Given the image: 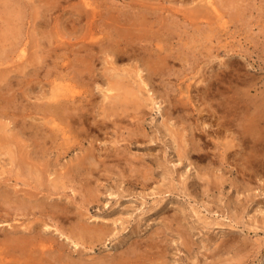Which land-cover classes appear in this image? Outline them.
Masks as SVG:
<instances>
[{
	"label": "rangeland",
	"instance_id": "374dc122",
	"mask_svg": "<svg viewBox=\"0 0 264 264\" xmlns=\"http://www.w3.org/2000/svg\"><path fill=\"white\" fill-rule=\"evenodd\" d=\"M49 1L50 0H0V38H2L3 33L6 32V27L8 28L7 30H9L12 26H14V24L10 23V19H12L10 14H12L13 16L17 15L16 19L18 22L16 21V23L19 24L17 27L20 31L19 38L21 40H25L26 42V44L23 45V47L26 48L24 56L10 57V61L5 65V67L9 66L17 69L19 65L27 62V59L32 60L33 58L39 56L38 60H36L34 64L30 63L31 65L27 67H19L16 72L14 71L12 73L14 74V78L10 76L13 79L10 86H8L9 84H7V81L4 82L0 80V92L3 94L2 96L13 97L10 100L11 104L14 105L13 108L11 105L10 110L17 111L15 112L16 114L14 117L10 115L12 113L8 116L0 115V127L3 126V129L0 128V189L4 190L9 183L10 187L13 189H15V187L20 189L22 187L29 188L32 185L37 186V184H39L38 186L41 188L46 187L43 189L45 190L43 191L44 193L50 190L53 192L52 197L55 199H53V201H56V197L58 200V204L56 205L65 206L68 204L69 211L65 214H61V216H58L56 220V217H47L41 212V210L48 208V206L45 205L47 204V200L45 201L46 203L41 200L43 205L42 202L39 203V201L38 207L36 208L37 214H33L29 213L28 209L25 207L19 208L22 204L19 199L18 201L16 200L15 195L12 194L13 196L7 199L0 196V240L4 241L7 238L6 235L9 234L19 235V233H23V231L25 233H29L30 230L28 229L29 232H27V229L24 228L27 224L32 222L29 219L33 220V218H35V221L33 220L32 223L34 224L35 222V226L37 225L39 229H41L39 231L44 233V239L48 237L47 239H50L56 244V247L50 251L51 254H47L46 257L51 258L55 256L58 258L60 255H63V263L65 264H81V262L85 260L93 261V258L94 260H97L102 257L103 254L109 258H111L112 255L115 256L122 254L126 246L132 244V240L136 238L138 241L144 239L142 243L145 247L141 244V249L137 251L135 248V253L138 252L142 254L147 260V264H264V142L255 147L252 142H247L246 140L244 141L241 134V125L247 116V112L248 114H251L255 110L256 105H264V5H262L264 4V0H243L242 2L241 0H236V3L235 1L233 2V0H230L232 5H230L229 0H218L220 1L218 2L220 7L217 6V1L213 0L214 2L216 1L215 5L217 6L218 11L214 9L210 14L202 17H199V12L193 10V6H196L199 3L198 5L201 6V10L204 9L205 11L207 8L204 4L210 5L211 3L208 2L210 0H88V2L92 4L89 6L85 4V1L87 0H52V2H54L51 3L50 1V5L53 4L52 6L47 4ZM244 1L246 4L243 3ZM222 2L224 4H221ZM234 3L235 5L237 4L236 6L239 5L236 8L237 10L233 9ZM8 5L10 6L8 7ZM80 5L89 7L90 9L96 6L98 9L99 17L97 15L96 18L98 26L94 30V41L98 40V42H104V40L107 41L111 37H116V34L114 35V29L116 30V26L120 25V23L116 21L119 18L116 19L115 16L118 17L124 10L130 11L129 16H135V14L137 16L141 13V11L146 12L149 10V20L148 18L146 19L148 28L152 30L151 36L148 39L149 43L152 42V40L157 43L158 39H160V42L169 46V50L172 48V51L175 52V57L180 55L181 58V56H184L180 60H178L179 57L175 58L169 56L170 60H167L166 68L159 76H155L156 79L154 78V83L149 76L145 75L148 71L142 65L140 59L138 60L136 57L117 59L116 55L113 53H102V59L100 58V60H97V67L99 66L98 68H100V70H103L105 65H111L110 63L107 64V57L110 58L109 60H114L119 67L131 68L130 77H133L132 80H136L137 84L141 81V75L138 74L137 68L139 66L141 68L143 67V75L146 80L150 82L149 86H151V91L147 89L143 91L145 93L142 95L146 98V104L144 106L146 112L143 113V115L140 113V110L137 111L130 109V115L124 114V116H120L123 120H119V122L128 125L131 129L135 128L137 126L136 124L144 121L143 123H145L146 127V136H142L140 142H130L128 150L126 149L127 152L125 151L127 155L125 157L123 155V160L117 159V162L121 161L118 164L115 165L116 159L114 160V158H111V161L109 160L107 165L110 164L109 166H112L111 168H115V170H110L111 168L109 167V170L112 171L111 173H109L108 170L109 174H107L104 166H102V169L98 168L96 169L97 173L95 172L100 175H96L95 173L94 175L91 174V181L93 180L91 185L94 189L98 190L99 198L98 201L95 200L92 201V203L87 202V208L84 205L85 202L83 200L87 198L85 190L81 188L82 183L79 184V179H73L75 177L73 176V172L70 168L76 161L77 156L82 154L85 149L73 150L72 153L62 155V159L59 158V160L57 157L58 145L59 142L63 141V138L59 137L57 142L49 139L47 144L42 147L45 149L47 154H39L37 152L39 147L35 145L37 138L35 136L32 137L29 134L25 135L23 131L20 130V126H18L17 123L21 122V119L24 120L25 118L28 119L27 124L32 122L30 121V117L24 116L23 113L31 112V114H36L33 112L35 109L34 103L41 101L38 97L43 95V93L50 91L51 89L55 90L59 87L64 88L67 85H72V80L68 75L70 68L64 67L62 64H71L74 60V55H71L73 53H70V55L65 54L66 52H70V50L63 47L64 45L60 41L75 42L78 41L79 38H82V35L88 32V26L85 24L87 21L86 18L75 23L76 15H73V10L77 7L83 8ZM135 5L138 6L135 7ZM19 8L24 11H21L23 14L20 13V10L18 11ZM239 8L240 12H237L239 11ZM64 9H66V11ZM100 9L102 12L110 11L113 14L111 16L110 12H104L105 15L103 16ZM133 9L135 14L133 13ZM151 9H154L152 13ZM157 9L158 15L157 13H154ZM17 13H20L23 17H20ZM132 13L133 15H131ZM159 13L166 15H164L165 17L163 19H160ZM37 15L38 18H36ZM136 16L135 18L137 20L138 16ZM171 16H173V18ZM105 17L108 20H106ZM176 17H179L180 19ZM135 18L132 17V22H130V20L128 21L130 24H127L128 22H125V24L123 23L125 27L122 28L129 29L128 26L133 25L130 28L135 29L134 25H137ZM171 19L177 21L171 23L174 21ZM110 22L115 23V26L113 25L114 28L109 26ZM133 22L135 24H131ZM81 24H83V27ZM162 25H164V27L166 26V28ZM84 27H86V30H84ZM167 28L171 29V31ZM160 29H162V31ZM166 29L170 35L164 33ZM111 30L113 32H111ZM115 32H117V30ZM3 44H5V42ZM57 44H61L58 54L56 51L52 50V48L56 47ZM166 54H170V51ZM191 54L197 58H192ZM184 59L186 61H184ZM189 63L190 65L188 66ZM190 66L194 67L191 69ZM0 68H4L3 65H1ZM22 68L24 71L20 73ZM23 74H26L27 76L24 78ZM192 75L195 77L193 79V84L195 86L194 88H196V92L199 89L200 93L204 95V97L200 99V102L203 101L202 107L205 106L203 108H208L207 110H211V112H206L205 110L199 115L198 113L194 115L190 106H187V108L186 105H180L179 108H174L171 96L176 94L180 97L179 89L183 85L185 87L187 82L191 81L188 77ZM10 77L7 76V80L10 81V79H8ZM136 77H140L139 80H137L138 78L136 79ZM202 78L203 80H201ZM167 81H171V83ZM105 82V79L102 77L94 83L97 86L96 88L99 100L105 96L104 89H107V83ZM166 82L169 83L170 86H168L169 84L167 85ZM92 86L95 85L92 84ZM8 88H10V90ZM27 88L28 93L23 92ZM86 88H89V86L86 85ZM14 92L19 93V95L13 96ZM153 92L154 95H152ZM207 93L210 94L208 95ZM167 94L169 96H167ZM131 95L132 97L136 96L135 94ZM136 98L137 97H135V99ZM129 99L134 101V98ZM231 99L234 102L233 104L236 105L235 107L239 108L240 106V113H237L238 117L241 115L239 118L237 116L229 115V111L227 109H230L232 106L230 104ZM130 100L128 101L127 98L128 102H130ZM31 103L33 105H31ZM26 107L28 110H26ZM211 107L214 110L210 109ZM220 108L222 110H219ZM224 108L225 110H223ZM242 110L246 115L242 112ZM207 113H209V115ZM140 115L143 116L142 119L140 118ZM217 115H223L222 119L226 122L233 117V124L235 125L229 123V126L227 123L226 127L222 129L218 128V125L214 122V116ZM36 116L42 115L36 114ZM236 117L237 119L235 120L234 118ZM90 118L91 119L88 120L89 124L86 125L88 123L87 122L83 125V127H87L86 129L84 128L85 131L83 134L93 128V115ZM200 119L203 121H200ZM9 120L11 121L8 122ZM5 122L9 123L8 129ZM164 122H168V126L164 125ZM204 122H206L207 125ZM35 123L38 125L39 121H35ZM206 127H208V129ZM9 129L11 131H9ZM84 129L82 128V130ZM115 130L116 126H113L109 129V133L99 135L97 144L101 146L104 144L105 146L107 142L116 135L115 132H117V130ZM261 131L263 132H261V136L264 138V118L261 120ZM3 133H5V135ZM238 134L241 136L239 137ZM20 135H22V138ZM4 136L7 139H4ZM231 137L233 140L235 139L234 143L231 142ZM206 138H210V142H206ZM20 139L23 141L19 143ZM228 141L231 142V145L228 146L229 149L226 145ZM123 142L125 141L119 142V145H122V147L125 146V143ZM4 143H6L7 146ZM22 144L26 147L28 154L31 153V163L34 162L33 165L36 163L41 169L44 168L45 170H49L50 173H48L46 178L41 177V179L43 178L44 180L40 179V181L39 179H35L36 177L34 174L31 175L33 177L26 174V169H24L23 164L16 160L20 157V155L18 156L20 153L17 151H22ZM31 145L33 147H31ZM90 145V140H87L85 142V146L88 147ZM180 145L182 151L187 152H185L186 154L184 157H180L179 155ZM27 146H30V149L27 148ZM11 150L13 151V154L10 153ZM255 153H257V156H255L256 159L253 160L251 154ZM141 154L145 157L143 156V158ZM129 156L130 159H127ZM32 157L34 159L36 157L37 158L34 160ZM14 158L16 159L14 160ZM143 159H146V161ZM17 161L18 163L20 162V165L17 164ZM132 161L136 163L135 165H138L137 168ZM139 162L146 163L141 165ZM35 165L34 167L36 168L37 166ZM64 165H66L67 168L66 166L64 168ZM144 165L146 167L149 165V168H145ZM139 167L140 169L137 170ZM140 170L143 172H138ZM145 170L150 173L149 176H152L149 178V182L147 181V184L145 185L137 183L131 184L130 180L126 179L128 177L133 178V176L129 175L131 173H133L131 175H135L134 173L136 172H138V174H143ZM65 172L66 175L64 174ZM101 172L103 174H101ZM125 173L128 174V176ZM23 175L25 176L22 177ZM17 176L21 177L17 178ZM97 176L99 177L97 178ZM27 181L32 185L28 184ZM75 187H78V189ZM25 188L23 190H25ZM22 192L23 191H21L18 195H22ZM105 192H108L107 195ZM104 193L106 195H104L105 197L102 196ZM79 195L82 197L80 198ZM40 196L42 197L43 193H41ZM126 197L130 199L129 204H131V212L129 213V216L128 214L122 215L121 213V215H119L121 217L120 218L117 216L118 213L116 215V210L117 207H120L121 209L123 208V206L121 207L119 205ZM9 199L11 200V204L8 203ZM77 199L80 201H77ZM14 200L16 201L15 203H13ZM117 200H120V202L118 203ZM4 201H6L10 206V210L9 206H7ZM49 201H51V199H49ZM14 204L15 206L17 204L18 206L14 207ZM17 207L20 210L17 209ZM140 207L142 208L140 209ZM14 208H16V210ZM24 208L27 210V213ZM132 210L136 212L133 213ZM161 211H163L164 214ZM81 212L84 215H82ZM68 213L71 214V216ZM236 213L239 214L240 218L239 216H235ZM74 214L76 216L78 215L75 218H79L75 220ZM101 215L103 217L113 215V217L116 216L119 218L116 222H114V224L112 223V230H110L107 234H102L103 238L100 235V239H96L92 244L91 242L78 241L72 234L70 227L72 229L76 223L78 224L79 221L84 220H87L86 222H88V224L94 223L96 220L101 218ZM138 215L142 221H140ZM97 217L100 218L98 219ZM39 218H41L42 221ZM47 219L50 224L54 222L53 225H50L53 228H48L44 225V220L47 221ZM65 219L66 221H64ZM100 220H102V218ZM27 221L28 223H26ZM12 222L14 224L16 222V225ZM6 223H11L13 225H7ZM56 223H59L58 226ZM177 225L179 226L177 227ZM5 226L7 227L5 228ZM43 227L45 229H42ZM140 228L142 230H140ZM67 233H70V235H67ZM149 233L152 234V236ZM137 234L139 236H137ZM38 235L44 237L43 234ZM72 236L73 238H70ZM147 241H154L157 242V244L150 247L147 246ZM223 242H226L224 243L225 245ZM58 244L62 246L63 250L59 251ZM77 250H79V253ZM21 258L20 256L11 258L7 263L26 264L24 258Z\"/></svg>",
	"mask_w": 264,
	"mask_h": 264
},
{
	"label": "bare ground",
	"instance_id": "6f19581e",
	"mask_svg": "<svg viewBox=\"0 0 264 264\" xmlns=\"http://www.w3.org/2000/svg\"><path fill=\"white\" fill-rule=\"evenodd\" d=\"M51 3H54L52 2V0H50ZM50 1L47 3L50 5ZM57 1V0H56ZM55 1V2H56ZM61 1V0H59ZM64 1V0H63ZM192 1H195V0H192ZM217 1V2H216ZM216 4L217 6H219L218 0H216ZM224 1V0H223ZM235 1L236 3V0H233V2ZM239 1V0H238ZM243 0H241L242 2ZM253 1V0H252ZM210 2L211 4H204V3H201V4H204L205 7L207 8V10L204 11L201 10V6L197 5L196 6H193V10L197 11L200 13L199 17H202V16H206L208 14L211 13V11H213L214 9L218 11V8L217 6L215 5V2L213 0H210L208 1ZM249 2V1H248ZM229 3L230 5L231 2L229 0ZM234 3V10H237L236 8L239 6H236ZM240 3V2H239ZM238 3V4H239ZM244 4L245 1L243 2ZM242 3V4H243ZM76 4V3H75ZM81 4V3H80ZM83 4V3H82ZM85 4L86 5H92L90 2L85 1ZM188 4V3H187ZM221 4H224L223 2ZM241 4V5H242ZM251 4V3H250ZM261 4H262V1H261ZM53 5V4H52ZM50 5V6H52ZM73 5V4H72ZM110 5V4H109ZM124 5V4H123ZM132 5V4H131ZM140 5V4H139ZM195 5V4H194ZM212 5H215V6H212ZM240 5V6H241ZM264 5V4H262ZM10 5H8L9 7ZM14 6V5H13ZM48 6V5H46ZM82 6L83 8H80V7H77L73 10V15H76L75 17V23L78 22V21H81L83 19H87V23L85 22V24L88 26V32L85 33L84 35H82L83 37L82 38H79L78 41H75V42H69V41H60L65 47L66 49H69L70 52H66L65 54H68L70 55V53H73L71 55H74V60L72 61L71 64H65L63 63L62 65L64 67H68L70 68V71H69V78L72 80V85H67L66 87L64 88H56L55 90H50V91H47L45 93H43V95L39 96L38 99H40L41 101L38 102V103H34L35 104V109L33 112H35L36 114H41L42 116H36V114H31L30 113H23L24 116L26 117H30V121H32L31 123L27 124L28 123V119L25 118L24 120L21 119V122H17L18 123V126H20V130L23 131V133L26 135V134H29L30 136H35L37 139H36V142H35V145L38 146L39 150L37 151L39 154H47V152H45V149H43L42 147L47 144V142L49 141V139H52L54 142H57L59 140V137H62L63 138V141L59 142V145H58V159L61 158L62 155H65V154H68V153H72L73 150H76V149H85V151L78 155L77 158H76V161L74 162V164L70 167L72 172H73V176L76 180L79 179L80 182L79 184L82 183L81 185V188L83 190H85V193H86V196L87 198L83 199L84 200V205L86 206V203H92V201H98V198H99V193H98V190L97 189H94L93 186L91 185L92 181H91V174L94 175V173L96 172V169L100 168L102 169L101 167L104 166V169L107 171V174L111 173L112 171L110 170H115V168H111L109 165H107V163L109 162V160L111 158H114V160L116 159V162H117V159L118 160H121L123 155L124 157L127 155L125 153L126 149L128 150V147L130 145V142H134V141H137V142H140L141 141V137L143 136H146L145 135V131H146V127H145V123L143 122H140L139 124H136L137 126L135 128H130L128 125H125L123 124L122 122H119V120L121 119L120 116H124V114H127V115H130V109H134V110H140V113H145L146 109H144V106H145V96H143L142 94H144L145 92V89L147 90H150L151 91V86L150 85V82L146 80V78L144 77V73H143V67L141 68L140 66L137 68V71H138V74L141 75V81L140 83H136V80L133 81L132 78L133 77H130V71H131V68H127V67H119L114 60H109L110 58H108V63H110L111 65H105V68L103 70H100V68L97 67V60H100L101 58V54L102 53H107V54H115L116 55V58L117 59H125L127 57H136L138 58V60L140 59V61L142 62V65L147 69L148 73L145 74L147 76H149V78L153 81L154 83V78L156 75H160L163 70L166 68L167 66V60H170L169 56L170 57H175V52L172 51V48L171 50H169V46L168 45H165L163 44L162 42H160V39H158V42L156 43L154 40H152V42L149 43V38L151 36V31L149 28H148V24H147V18L150 14V12L148 11H141L140 14H138L136 16V14L134 13V9H133V13L135 14V16L139 19L136 20L135 16L133 15V13L131 15L133 16H129L130 14V11H126L124 10L118 17L115 16V18H119L117 19L116 21L120 23V25H117L116 26V30L117 32H115L116 30L114 29V35L116 34V37L115 38H110L109 40H104L103 41H94V38H95V35H94V30L97 28L98 26V21H97V15H98V9L95 7L93 8H89V7H85L83 5H80ZM138 6V5H137ZM135 5V7H137ZM243 6V5H242ZM246 6V5H244ZM73 7H76V6H73ZM85 7V8H84ZM120 7V6H119ZM130 7V6H129ZM142 8H144L143 6H141ZM140 7V8H141ZM204 7V8H205ZM220 7V6H219ZM249 7V6H247ZM133 8V7H132ZM131 8V10H132ZM148 8V7H147ZM246 8V7H245ZM11 9V8H10ZM13 9V7H12ZM109 9V8H108ZM112 9V8H111ZM128 9V8H126ZM150 9V7H149ZM242 9V8H241ZM248 9V8H247ZM20 10V8L18 9V11ZM51 10V9H50ZM66 11V9H64ZM101 10V9H100ZM140 10V9H139ZM152 10V9H151ZM150 10V11H151ZM154 10V9H153ZM153 10L151 11V13L153 12ZM163 10V9H162ZM10 11V10H9ZM20 10V13L24 12ZM14 12V11H13ZM70 12V11H69ZM68 12V13H69ZM100 12V11H99ZM105 12V11H104ZM104 12H102L101 10V13H103L102 15L104 16ZM108 12V11H106ZM105 12V13H106ZM110 12V11H109ZM108 12V13H109ZM119 12V11H118ZM117 12V13H118ZM168 12V11H166ZM237 12H240V8H239V11ZM12 13V12H10ZM20 13H17L19 14V16L21 17L22 15H20ZM34 13V12H32ZM154 13H157L158 15V9L154 12ZM213 13V12H212ZM216 13V12H215ZM9 14V13H8ZM15 14V13H14ZM23 14V13H22ZM35 14V13H34ZM111 16L113 13H111ZM193 14V13H191ZM198 14V13H197ZM12 17V19H10V23L11 24H14V26L11 27V29L7 30L8 28L6 27V32L3 33V36L2 38H0V67L1 65H3L4 68H0V80L1 81H4L6 82L7 81V84H9L8 86L11 85V81L13 80L10 76H14V74H12L14 71L16 72L19 67H24V66H29L31 65L30 63L34 64V62L36 60H38L39 56L33 58L32 60H28L27 59V62H25L24 64L22 65H19L17 67V69H14L12 67H5V65L10 61V57L13 58L12 56H18V57H23L24 56V52L26 51V48L23 47L24 44H26L25 40H21L19 38V29H17V27L19 26V24L16 23L17 19H16V16H13L12 14H10ZM28 15V14H27ZM36 15V14H35ZM41 15V14H40ZM39 15V16H40ZM52 15V14H51ZM72 15V14H71ZM116 15V14H115ZM153 15V14H151ZM166 15V14H164ZM163 14L159 13V18L160 19H163L165 16ZM140 16V17H139ZM176 16V15H175ZM23 17V16H22ZM27 17V16H26ZM30 17V15H29ZM69 17V15H68ZM99 17V15H98ZM102 17V16H101ZM132 17L135 18V20L137 21L136 24L137 25H134L135 26V29H132L130 28L131 26L133 25H129V29L127 28H122V27H125V22L127 23L129 20L130 22H132ZM173 18V16H171ZM188 17V16H187ZM36 18H38V15L36 16ZM44 18V17H43ZM42 18V20H43ZM155 18V17H154ZM158 18V17H157ZM156 18V20H157ZM158 18V19H159ZM176 18H179V17H176ZM220 18V17H219ZM23 19V18H21ZM25 19V18H24ZM46 19V17H45ZM44 19V20H45ZM106 19V17H105ZM168 19V18H167ZM165 19V20H167ZM180 19V18H179ZM36 20V19H35ZM47 20V19H46ZM70 20V19H69ZM108 20V19H106ZM105 20V21H106ZM114 20V19H113ZM149 20V18H148ZM171 20H174V19H171ZM41 21V20H39ZM115 21V20H114ZM161 21V20H159ZM177 20H174L173 22L171 23H174L176 22ZM18 22V21H17ZM71 22V20H70ZM149 22V21H148ZM158 22V21H157ZM16 23V24H15ZM40 23V22H39ZM109 23V22H107ZM124 23V24H123ZM162 23V22H161ZM164 23V21H163ZM44 24V22H43ZM65 24V23H64ZM127 24H130L129 22ZM131 24H135L134 22L131 23ZM150 24H151V20H150ZM165 24V23H164ZM34 25V24H33ZM38 25V24H37ZM108 25V24H107ZM115 26V23H111L110 22V25L111 27L114 28ZM175 25V24H174ZM44 26V25H43ZM81 26L83 27V24H81ZM164 27V25H162ZM172 26V25H171ZM170 26V27H171ZM75 27V25H74ZM127 27V26H126ZM161 27V25H160ZM86 30V27H84ZM153 28V26H152ZM166 28V26L164 27ZM110 29V28H108ZM154 29V28H153ZM168 30L171 31V29L167 28ZM165 30L164 33H167L168 35L169 32L168 30ZM162 31V29H160ZM109 31V30H108ZM107 31V33H108ZM74 32V31H73ZM77 32V31H75ZM111 32H113L111 30ZM161 33V32H160ZM111 34V33H110ZM154 34V33H153ZM11 35V36H10ZM108 35V34H106ZM105 35V36H106ZM22 36V35H21ZM112 36V35H110ZM166 36V35H165ZM64 37V36H63ZM93 37V38H92ZM16 38V39H15ZM171 38V37H170ZM99 39V38H98ZM107 39V37H106ZM96 40V39H95ZM170 40V39H169ZM35 41V40H34ZM163 41V40H162ZM5 42V44H3ZM166 42V41H165ZM36 43V42H35ZM38 43V41H37ZM182 43V42H181ZM183 44V43H182ZM39 45V44H37ZM61 44H57L56 47H53L52 50L56 51L57 54L59 53L58 51L60 50ZM171 45V44H170ZM176 46V45H175ZM179 46V45H177ZM172 47V46H171ZM182 48V47H181ZM179 50V49H178ZM165 51V52H164ZM168 51H170V54H166ZM183 51V49H182ZM185 51V50H184ZM51 52V51H50ZM49 53V52H48ZM112 54V55H113ZM184 54V52H183ZM187 55V54H185ZM192 55V54H191ZM105 56V55H104ZM110 56V55H109ZM56 57V56H55ZM180 60L182 57L184 56H181L180 58V55L178 56ZM178 57H175V58H178ZM189 57V56H187ZM194 56L192 55V58ZM57 58V57H56ZM67 58V57H65ZM104 58V57H103ZM114 58V57H113ZM135 58V59H136ZM169 58V59H168ZM194 58H197V57H194ZM102 59V58H101ZM105 59V58H104ZM190 60V59H189ZM193 60V59H191ZM200 60V59H199ZM184 61H186L184 59ZM188 61V60H187ZM196 61V60H195ZM136 62V61H135ZM183 62V60H182ZM207 62V61H206ZM137 63V62H136ZM188 63V62H186ZM191 63V62H190ZM190 63L188 64V66L190 65ZM197 63V62H195ZM203 63V62H202ZM60 64V62H59ZM139 64V63H138ZM170 64V63H169ZM58 65V64H57ZM34 66V65H33ZM137 66V65H136ZM183 66V65H182ZM198 66V65H197ZM201 66V64H200ZM170 67V66H169ZM168 67V68H169ZM191 67V66H190ZM189 67V68H190ZM194 67V66H192ZM191 67V69H192ZM185 68V67H184ZM197 68V67H196ZM202 68V66H201ZM63 69V68H62ZM171 69V68H170ZM174 69V68H173ZM188 69V68H187ZM200 69V67H199ZM204 69V68H203ZM38 70V69H37ZM35 70V71H37ZM194 70V69H193ZM23 68L20 70V73H22ZM31 71V70H30ZM186 71V70H185ZM34 72V71H33ZM32 72V73H33ZM207 72V71H206ZM133 73V72H132ZM131 73V74H132ZM136 73V71H135ZM27 74V72H26ZM24 75V78L27 76V75ZM29 74V73H28ZM179 74V73H178ZM133 75V74H132ZM131 75V76H132ZM7 76H9L10 78V81L7 80ZM67 76V75H66ZM104 78L105 79V83L106 84V90L104 89L105 91V96L99 100V97H98V91H97V86L96 84H94L98 79L100 78ZM135 77V76H134ZM161 77V76H160ZM190 77V78H189ZM188 79H190L191 81L187 82L186 86L184 87L181 86V88L179 89L180 91V97H178L176 94L171 96V100H173L172 104L174 106V108H179L180 105H186L187 106H190L193 114L195 115L196 113H198V115L200 113H203L205 110L206 112L208 111L206 108H203L205 106L202 107V102H200V99L202 97H204L203 94L200 93L199 89L198 91L196 92V88H194V84H193V79L195 78L193 75L192 76H189ZM14 78V77H13ZM138 78V79H137ZM140 77H136L137 80H139ZM164 78V77H162ZM204 78V77H203ZM203 78L201 80H203ZM156 79V78H155ZM149 80V79H148ZM158 80V79H157ZM166 80V79H165ZM169 80V79H168ZM165 82V81H164ZM169 82V81H167ZM166 82V83H167ZM175 82V81H174ZM156 83V82H155ZM165 83V84H166ZM171 83V81L169 82ZM167 83V85L169 84ZM185 83V82H184ZM95 85V86H92ZM175 84V83H174ZM179 84V83H178ZM177 84V85H178ZM86 85L89 86V88H86ZM155 85V84H154ZM161 85V84H160ZM181 85V83H180ZM179 85V86H180ZM13 86V84H12ZM170 86V84L168 85ZM3 87V86H2ZM14 87V86H13ZM12 87V88H13ZM162 87V86H161ZM92 88V89H90ZM175 88V87H173ZM10 90V88H8ZM101 89V88H100ZM99 89V90H100ZM164 89V88H163ZM159 90V88H158ZM204 90V89H203ZM209 90V89H208ZM207 90V91H208ZM23 92H27L28 93V88L23 91ZM143 92V93H142ZM174 92V91H172ZM176 92V91H175ZM206 92V91H205ZM209 92V91H208ZM100 93V92H99ZM148 93V92H147ZM165 93V92H164ZM131 94H135L137 97L135 99V97H132ZM208 94V93H207ZM210 94V93H209ZM208 94V95H209ZM3 94L0 92V115H4V116H8L10 113L11 116L14 117V115L16 114L15 112L17 111H14V110H10V107H11V98L13 97H6V96H2ZM19 95V93L17 92H14L13 93V96H17ZM131 97H130V96ZM146 95V94H145ZM150 95H151V92H150ZM152 95H154V92L152 93ZM134 96V95H133ZM167 96H169L167 94ZM182 96V97H181ZM252 97H253V94H252ZM127 98H128V101L130 100L129 98H134V101L133 100H130V102L127 101ZM210 98V97H208ZM225 98V97H224ZM229 98V97H228ZM126 99V100H125ZM207 99V98H205ZM211 99V98H210ZM226 99V98H225ZM105 100V101H104ZM208 100V99H207ZM224 100V99H223ZM222 100V101H223ZM262 100V99H261ZM13 101V100H12ZM132 101V102H131ZM158 101V100H157ZM209 101V100H208ZM264 101V100H263ZM221 102V101H220ZM5 103V104H4ZM132 103V104H131ZM227 103V102H226ZM233 100L231 99V102L230 104L232 105L230 107V109H227L229 111V115L230 116H237L238 114L237 113H240L239 111V108L238 107H235L236 105L233 104ZM256 103V102H255ZM251 104V103H250ZM14 105V104H13ZM13 105H12V108H13ZM31 105H33L31 103ZM220 105V104H219ZM229 105V104H228ZM161 106V105H160ZM224 106V105H223ZM244 106V105H243ZM248 106V105H247ZM29 107V106H27ZM26 107V110H28V108ZM185 107V109H186ZM210 107V105H209ZM217 107V106H216ZM32 108V107H31ZM171 108V107H169ZM173 108V109H174ZM188 108V107H187ZM215 108V107H214ZM223 108V107H221ZM219 109V110H222V109ZM242 108V107H241ZM210 109H213L212 107ZM216 109V108H215ZM245 109V108H243ZM180 110V109H179ZM183 110V109H182ZM214 110V109H213ZM225 110V108L223 109ZM21 111V110H20ZM188 111V110H187ZM218 111V110H216ZM250 111V110H249ZM32 112V113H33ZM208 112H211L208 111ZM215 112V111H213ZM242 112L244 113V111L242 110ZM22 113V112H21ZM20 113V115H21ZM191 113V112H190ZM216 113V112H215ZM222 113V112H221ZM251 113V112H250ZM186 114V112H185ZM209 115V113H207ZM220 114V112H219ZM223 114V113H222ZM228 114V113H227ZM226 114V115H227ZM245 114V113H244ZM243 114V115H244ZM93 115V122H94V125H93V128L91 130H87L85 134H83V132L85 131V129L87 127H83L84 124H86L88 122L89 119H91L90 117ZM140 115L141 119L143 118V116ZM208 115H207V118H208ZM246 115V114H245ZM22 116V115H21ZM145 116V114H144ZM186 116V115H185ZM206 116V115H205ZM222 116L223 115H220V116H214L215 117V124L218 125V128L222 129L224 127H226V124L229 125L230 124H233V117L230 118V120H228L227 122L226 121H223L222 119ZM225 116V115H224ZM126 117V115H125ZM200 117V116H199ZM198 117V118H199ZM211 117V115H210ZM238 117V116H237ZM234 118L235 120L237 119ZM241 117V115L239 116ZM238 117V118H239ZM228 118V117H227ZM264 118V105L261 104V105H256L255 106V110L251 113V114H248L247 112V116L246 118L244 119V122L242 123V127H241V134H242V139H244V141L246 140L247 142H252L255 147L259 146V144L261 145L264 141V138L261 136V120ZM7 119V118H6ZM5 119V120H6ZM232 119V120H231ZM16 120V118H15ZM123 120V119H121ZM11 120H9L8 122H10ZM20 121V119H19ZM35 121H39L38 125H36L37 123H35ZM200 121H203L200 119ZM205 121V120H204ZM4 122V121H3ZM91 122V121H90ZM212 122V121H211ZM6 123V122H5ZM35 123V124H34ZM203 123V122H201ZM206 124V122H204ZM239 123V122H238ZM3 124V123H2ZM8 124L9 123H6L7 125V129H8ZM89 122L86 124L88 125ZM168 122H164V125L168 126ZM11 125V124H10ZM9 125V127H10ZM207 125V124H206ZM205 125V126H206ZM235 125V124H233ZM115 127L116 126V130L117 132L115 136H113L108 142L107 144L104 146H101V145H98L97 144V140H98V137L99 135H102L104 133H109V129L111 127ZM230 126V125H229ZM3 127V126H2ZM0 127V128H2ZM196 127V126H194ZM234 127V126H233ZM263 127V126H262ZM5 128V127H4ZM82 128L84 130H82ZM90 128V127H89ZM208 129V127H206ZM229 128V127H227ZM231 128V127H230ZM3 129V128H2ZM17 130V129H16ZM29 130V132H28ZM113 130V128H112ZM115 130V131H116ZM231 130V129H230ZM233 130L235 131V129L233 128ZM239 130V129H238ZM237 130V131H238ZM4 131V130H3ZM2 131V132H3ZM9 131H11L9 129ZM15 131V130H14ZM21 131V132H22ZM104 131V132H103ZM228 131V130H227ZM240 131V130H239ZM238 131V132H239ZM236 132V133H238ZM1 133V132H0ZM8 133V132H7ZM206 133V132H205ZM235 133V134H236ZM263 133V132H262ZM5 135V133H3ZM178 134V133H177ZM24 135V136H25ZM14 136V135H13ZM106 136V135H104ZM179 136V135H178ZM239 136V134H238ZM241 136V135H240ZM239 136V137H240ZM0 137H1V134H0ZM9 137V136H8ZM20 137L22 138V135H20ZM178 138V137H177ZM2 139V138H1ZM4 139H7L5 136H4ZM17 139V138H15ZM100 139V138H99ZM180 139V137H179ZM232 139V143H234L235 139L233 140V138L231 137ZM241 139V140H242ZM19 140V138H18ZM28 140V139H27ZM87 140H90V143L91 145L86 147L85 146V142ZM228 140V139H227ZM1 141V140H0ZM9 141V140H7ZM23 140L20 139L19 143L22 142ZM34 141V140H33ZM122 142V141H125L123 143H125V146L122 147V145H119V142ZM4 142V141H3ZM10 142V141H9ZM101 142H102V138H101ZM143 142V141H142ZM147 142V141H146ZM182 142V140H181ZM184 142V141H183ZM206 142H210V138H206ZM231 142H227L226 145L227 147L229 145H231L230 143ZM14 143V142H13ZM237 143V142H236ZM245 143V142H244ZM6 145V143H4ZM181 144V143H180ZM183 144V143H182ZM223 144V143H222ZM243 144V143H242ZM9 145V144H8ZM13 145V144H12ZM11 145V147H12ZM15 145V144H14ZM23 145V144H22ZM34 145V144H32ZM31 145V147H33ZM88 145V144H87ZM185 145V144H184ZM224 145V144H223ZM7 146V145H6ZM10 146V145H9ZM14 147V146H13ZM17 147V145H16ZM19 147V146H18ZM30 147V146H29ZM27 146V148H29ZM234 148V147H233ZM253 148V147H252ZM13 149V148H12ZM17 149V148H16ZM20 149V148H19ZM30 149V148H29ZM229 149V147H228ZM256 149V148H255ZM254 149V150H255ZM8 150V149H7ZM224 150V149H223ZM21 151V150H20ZM17 151L19 152L20 154H18V156L20 155V157L18 159L14 158V160H18L20 161L23 166H24V169H26V174H28L29 176H31L32 174L35 175V179H41V177L43 178H46L49 170L48 169H41L40 167H38L37 165L38 164H34L35 166H37L36 168L34 167L33 163H31V153L28 154L27 152V149L26 147L23 145V149L22 151ZM30 151V150H29ZM35 151V150H34ZM227 151V150H225ZM224 151V153H225ZM13 151L11 150L10 153H12ZM16 152V151H15ZM127 152V151H126ZM186 152V151H185ZM182 151V148H181V145H180V151H179V155L180 157H184V155L187 153H185ZM228 152V151H227ZM13 154V153H12ZM228 154V153H227ZM36 155V154H35ZM129 155V154H128ZM135 155V154H133ZM132 155V156H133ZM17 156V155H16ZM17 156V157H18ZM34 156V155H33ZM140 156V155H139ZM142 156V154H141ZM144 156V155H143ZM142 156V157H143ZM257 156V153L255 154H251V157L254 159H256ZM145 157V156H144ZM143 157V158H144ZM33 158V157H32ZM37 158V157H36ZM35 158V159H36ZM34 159V158H33ZM34 159V160H35ZM62 159V158H61ZM127 159H130V156L129 158ZM126 159V160H127ZM147 159V158H146ZM146 159H143L144 161H146ZM13 160V161H14ZM60 160V159H59ZM123 160V159H122ZM125 160V159H124ZM134 160V159H132ZM17 161V164L20 165V162L18 163ZM111 161V160H110ZM140 161V160H139ZM70 162V161H69ZM115 162V165L118 164L119 162L121 161H118L117 163ZM125 162V161H124ZM68 163V162H66ZM132 163L135 165L136 163H134L132 161ZM138 163V162H137ZM140 163V162H139ZM146 163V162H145ZM145 163H140L141 165L142 164H145ZM16 164V165H17ZM32 164V166H31ZM65 164V163H64ZM72 164V163H70ZM122 164V163H121ZM139 164V165H140ZM140 165V166H141ZM159 165V164H158ZM18 166V165H17ZM66 165H64L63 167L65 168ZM136 168L138 165H135ZM134 166V167H135ZM145 166V165H144ZM35 169H33V168ZM50 167V166H49ZM69 167V166H68ZM111 169H110V168ZM117 167V166H115ZM29 170H28V169ZM67 168V166H66ZM132 168V167H131ZM145 168H149V165ZM152 168V167H151ZM150 168V169H151ZM19 169H20V166H19ZM22 169V168H21ZM23 169V170H24ZM51 169V168H50ZM110 169V170H109ZM122 169L124 170V168L122 167ZM127 169V168H126ZM133 169V168H132ZM140 167L137 169L139 170ZM55 170V169H54ZM53 170V171H54ZM69 170V169H68ZM104 170V171H105ZM108 170H109V173H108ZM122 170V171H123ZM128 170V169H127ZM135 171H137L136 169H134ZM133 170V171H134ZM21 171V170H20ZM103 171V173H104ZM134 171V172H135ZM150 171V170H149ZM22 172V171H21ZM125 172V171H124ZM123 172V173H124ZM138 172H143V171H138ZM138 172L134 173L135 175H131L129 174L130 176H133L132 177H128L126 179L130 180V183H137V184H147V181L149 180L150 177L152 176H149L150 173L146 172V170L144 171V173H139ZM54 173V172H53ZM69 173V172H68ZM67 173V175H68ZM71 173V172H70ZM97 173V172H96ZM95 173V174H96ZM101 172V174H103ZM129 173V172H128ZM18 174V173H17ZM66 175V172L64 173ZM126 174V173H125ZM166 174V172H165ZM63 175V173H62ZM96 175H100V174H96ZM128 176V174H126ZM25 175H23L22 177H24ZM28 176V177H29ZM69 176V175H68ZM66 176V177H68ZM103 176V175H102ZM21 177V176H20ZM17 176V178H20ZM33 177V176H31ZM30 177V178H31ZM62 177V176H61ZM64 177V176H63ZM99 176H97L98 178ZM108 177V176H107ZM42 178V179H43ZM94 178V177H93ZM109 178V177H108ZM41 179V180H42ZM69 179V178H68ZM70 179H71V176H70ZM69 179V180H70ZM96 179V178H95ZM94 179V180H95ZM8 180V179H7ZM20 180V179H18ZM40 180V181H41ZM44 180V179H43ZM34 181V179H33ZM6 182H9V181H6ZM5 182V183H6ZM28 182V181H27ZM43 182V181H42ZM73 182V180H72ZM75 182V181H74ZM77 182V183H78ZM149 182V181H148ZM3 183V182H2ZM18 183V182H17ZM22 183V182H21ZM39 183V182H38ZM96 183V182H94ZM188 183V182H187ZM28 184H31L28 182ZM76 184V183H75ZM185 184V183H184ZM9 185V186H8ZM4 190H1L0 189V196L3 197V198H10L12 197L13 195H15V198L16 200L20 201V203L22 205H20L21 207L19 208H22V207H25L28 209L29 213H33V214H37V210L36 208L38 207V202L41 203L43 200L44 202L46 201L47 204H45L46 206H48V208H45L44 210H41L42 214H44V216L46 215L47 217H51V216H54L56 217V220H57V217L58 216H61V214H65L66 212L69 211V207H68V204H66L65 206H59V205H56L58 204V200H57V197H56V201H53V192L50 190V191H46L45 193L43 191V189L45 188H41L40 186H38L39 184H37V186L35 185H32L31 187L29 188H25V190H23L24 188L22 187L21 189L20 188H16L13 189L10 187V183L8 184ZM17 185V184H16ZM78 185V184H77ZM187 185V184H186ZM26 186V185H25ZM43 186V185H42ZM80 186V185H79ZM78 186V187H79ZM185 186V185H184ZM191 186V185H190ZM78 187H75L78 189ZM189 187V186H187ZM208 187V185H207ZM80 188V187H79ZM80 188V189H81ZM209 188V187H208ZM38 189V190H37ZM76 189V190H77ZM47 190V189H46ZM97 190V191H96ZM101 190V188H100ZM21 191L22 192V195H18ZM81 191V190H80ZM103 191V189H102ZM43 193V196L41 197L40 194ZM83 193V192H82ZM81 193V195L83 196V194ZM103 193V192H102ZM106 195L108 192H105ZM105 193L102 195L104 196ZM13 194V195H12ZM54 194H55V191H54ZM68 195V194H67ZM79 195V197L81 198L82 196ZM105 195V196H106ZM62 196V195H61ZM104 196V197H105ZM65 197V196H64ZM123 197V196H122ZM21 198V199H20ZM60 198V197H59ZM63 198V197H62ZM71 198V197H70ZM69 198V199H70ZM75 198V197H74ZM101 198V197H100ZM5 199V200H6ZM49 199H51V201H49ZM104 199V198H103ZM133 199V198H132ZM55 200V199H54ZM75 200V199H74ZM122 200V199H121ZM129 198H125L123 201H121L120 205L119 206H123V208L121 209L120 207H117V210H116V215L118 213L117 216L122 215L124 214H128V216L130 215L129 213L131 212L130 211V207H131V204H129ZM10 199H9V202L10 203ZM65 201V200H64ZM77 201H80L77 199ZM118 203L120 202V200H117ZM6 202V201H4ZM16 201L14 200L13 203H15ZM63 202V201H61ZM73 202V201H72ZM104 202V201H103ZM112 202V201H111ZM133 202V200H132ZM12 203V204H13ZM19 203V202H18ZM17 203V204H18ZM135 203V202H134ZM5 204V203H3ZM11 204V203H10ZM16 204V206H18ZM65 204V203H64ZM105 204V203H104ZM117 204V203H116ZM6 205L9 206L6 202ZM24 205V206H23ZM42 205H43V202H42ZM40 205V206H42ZM72 205V204H71ZM83 205V204H82ZM108 205V204H107ZM110 205V204H109ZM112 205V204H111ZM136 205V204H134ZM165 205V204H164ZM15 204H14V207H16ZM89 206V205H88ZM73 207V206H72ZM90 207V206H89ZM88 207V208H89ZM112 207V206H110ZM134 207V206H133ZM7 208V207H6ZM17 207V209H19ZM24 208V209H25ZM44 208V207H43ZM55 208H59V209H55ZM77 208V207H75ZM83 208V207H82ZM87 208V206H86ZM85 208V209H86ZM142 207H140L141 209ZM166 208V207H165ZM4 209V208H3ZM8 209V208H7ZM12 209V208H11ZM16 210V208H14ZM115 209V208H114ZM138 209V208H136ZM9 210H10V206H9ZM20 210V209H19ZM18 210V211H19ZM26 210V209H25ZM88 210V209H87ZM86 210V211H87ZM90 210V209H89ZM135 210V209H134ZM143 210V209H142ZM163 210V209H161ZM166 210V209H165ZM8 211V210H7ZM22 211V210H21ZM80 211V210H79ZM133 211V210H132ZM144 211V210H143ZM164 211V210H163ZM161 211V212H163ZM178 211V210H177ZM136 212V211H135ZM133 211V213H135ZM142 212V211H141ZM160 212V213H161ZM1 213V211H0ZM3 213V212H2ZM6 213V212H5ZM9 213V212H7ZM22 213V212H21ZM26 213H27V210H26ZM89 213V212H87ZM114 213V212H113ZM120 213V214H119ZM69 214V213H68ZM82 214V212H81ZM92 214V213H91ZM106 214V213H105ZM162 214V213H161ZM164 214V212H163ZM237 214V213H236ZM235 216H239V214H237ZM4 215V214H3ZM28 215V214H26ZM41 215V214H40ZM71 216V214H69ZM75 215V214H74ZM84 215V214H82ZM88 215V214H87ZM111 215V214H110ZM140 215V214H139ZM139 215H138V218H139ZM32 216V214H31ZM43 216V217H44ZM78 216V215H77ZM76 215L74 216L77 217ZM172 216V215H171ZM178 216V215H177ZM29 217V216H28ZM53 217V218H54ZM87 217V216H86ZM120 217V216H119ZM119 217H116L113 215L112 216H106V217H103L101 215V218L102 220H100L101 218L100 217H97L99 220H96L94 223H89L86 222L85 220L84 221H79V223L74 226L73 224V228L71 229L70 227V230L72 232V234L76 237V239L78 241H82V242H91L94 243L96 239H100V235L101 237L103 238L102 234H107L110 230H112L111 228L113 227L112 223L114 224V222H116L118 220ZM165 217V216H164ZM180 217V216H179ZM32 218V217H31ZM46 218V217H45ZM52 218V217H51ZM66 218V217H65ZM79 218V217H78ZM78 218H75L78 219ZM96 218V219H97ZM121 218V217H120ZM240 218V216H239ZM237 218V219H239ZM5 219V218H4ZM35 218H33L34 220ZM41 220V218H39ZM43 219V218H42ZM49 219V218H48ZM47 219V221L44 220V225L48 228H51L52 226L50 225H53L50 224ZM63 219V218H62ZM86 219V218H85ZM90 219L92 220V218L90 217ZM89 219V220H90ZM133 219V218H132ZM140 221L141 218H139ZM143 219V218H142ZM173 219V217H172ZM176 219V218H174ZM235 219V218H233ZM33 222L32 219H29ZM81 220V219H80ZM83 220V219H82ZM131 220V219H130ZM35 221V220H34ZM42 221V220H41ZM39 221V222H41ZM52 221V220H51ZM66 221V219L64 220ZM30 222V221H29ZM30 222V223H32ZM58 222V221H57ZM77 222V221H76ZM86 222V223H85ZM91 222V221H90ZM174 222V221H173ZM13 223V222H12ZM28 223V221L26 222ZM27 224L25 226L24 229H27V232L28 229L30 230L29 233H25L23 231V233H19V235H16V234H9V235H6V239L3 241V240H0L2 242H0V264H8L7 262L11 259V258H14V257H23L24 260L26 261V264H65L63 263V255H60L58 258H56L55 256L49 258V257H46L47 254L50 253V251L52 249H54L56 247V244L51 241L50 239H44L45 236H44V233L40 232L39 230V227L35 226V222L34 224ZM38 223V222H37ZM140 223V222H139ZM7 225L8 224H11V223H6ZM5 224V225H6ZM14 224V223H13ZM11 224V225H13ZM39 224V223H38ZM42 224V223H41ZM57 226L59 223H56ZM71 224V223H70ZM69 224V226H70ZM143 224V222H142ZM149 224V223H148ZM177 224V223H176ZM4 225V224H3ZM16 225V222L15 224ZM18 225V224H17ZM23 225V223H22ZM139 225V224H138ZM64 226V225H63ZM116 226V225H115ZM179 225H177L178 227ZM7 226H5L6 228ZM19 227V226H17ZM22 227V226H21ZM140 227V226H139ZM142 227V226H141ZM147 227V225H146ZM171 227V226H170ZM38 228V230H37ZM41 228V226H40ZM53 228V227H52ZM60 228V226H59ZM145 228V227H144ZM161 228V227H160ZM158 228V229H160ZM16 229V228H15ZM23 229V227H22ZM42 229H45L44 227ZM47 229V228H46ZM56 229V228H54ZM1 230V229H0ZM116 230V229H115ZM114 230V231H115ZM135 230V229H134ZM140 230H142L140 228ZM144 230V229H143ZM10 231V230H9ZM13 231V230H11ZM15 231V230H14ZM48 231V230H47ZM60 231H61V228H60ZM160 231V230H159ZM17 232V230H16ZM38 232V233H37ZM131 232V231H130ZM134 232V231H133ZM136 232V231H135ZM139 233V232H138ZM38 234H43L44 237L38 235ZM70 235V233H67V235ZM135 234V233H134ZM145 234V233H144ZM150 234V233H149ZM49 235V234H48ZM127 235V234H126ZM136 235V234H135ZM152 236V234H150ZM185 235V234H184ZM4 236V235H3ZM53 236V235H52ZM107 236V235H106ZM137 236H139L137 234ZM158 236V235H157ZM126 237V236H125ZM130 237V236H129ZM146 237V235H145ZM144 237V238H145ZM150 237V236H149ZM159 237V236H158ZM70 238H73L70 237ZM140 238V237H138ZM211 239V238H210ZM227 239V238H226ZM60 240V239H59ZM97 240V241H98ZM143 240H139L136 238L134 240H132V244L126 246V248L124 249V252H122V254H119V255H115L111 258H109L108 256L104 255L103 253V256L98 258L97 260H94L93 258V261H82L81 264H147V260L144 258V256L140 253H135V248L136 250L138 251L139 249H141L142 245H143ZM73 241V239H72ZM223 241V240H222ZM227 241V240H225ZM234 241V240H233ZM57 242V241H56ZM77 242V241H76ZM148 244L147 246H154L155 244H157V242H150V241H147ZM4 243V244H3ZM129 243V242H128ZM145 243V242H144ZM222 243V242H221ZM226 243V242H223V244ZM74 244V243H73ZM76 244H79V243H76ZM142 244V245H141ZM59 245V244H58ZM133 245V246H132ZM225 245V244H224ZM223 245V246H224ZM228 245V244H227ZM145 247V245H143ZM157 246V245H156ZM161 246V245H160ZM231 246V245H230ZM11 247V249H10ZM74 247V246H72ZM82 247V246H81ZM222 247V246H220ZM225 247V246H224ZM71 248V246H70ZM93 248V247H92ZM242 248V247H241ZM81 249V248H80ZM79 249V250H80ZM83 249V248H82ZM90 249V248H89ZM143 249V248H142ZM225 249V248H224ZM227 249V248H226ZM63 250L62 246L59 245V251ZM76 250V249H75ZM79 250L78 253H79ZM84 250V249H83ZM114 250V249H113ZM243 250V249H242ZM55 251V250H53ZM68 251V250H67ZM66 251V253H67ZM82 251V250H81ZM108 251V250H107ZM116 251V250H114ZM96 252V251H95ZM142 252V251H141ZM148 252V251H147ZM238 252V251H237ZM243 252V251H242ZM20 253V254H18ZM77 253V252H76ZM94 253V252H92ZM101 253V252H100ZM107 253V252H106ZM51 254V253H50ZM75 254V253H74ZM151 254V253H150ZM88 255V254H87ZM101 255V254H100ZM149 255V254H148ZM162 255V254H161ZM70 256V255H69ZM79 256V255H78ZM81 256V255H80ZM11 257V258H10ZM239 257V256H238ZM10 258V259H9ZM71 258V257H70ZM240 258V257H239ZM22 259V258H21ZM23 260V262H24ZM92 260V259H91ZM161 260V259H160ZM167 262V261H166ZM14 263V262H12ZM73 263V262H72ZM15 264V263H14ZM20 264V263H19ZM160 264V263H159ZM163 264V263H162ZM227 264V263H226Z\"/></svg>",
	"mask_w": 264,
	"mask_h": 264
}]
</instances>
